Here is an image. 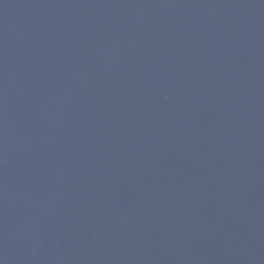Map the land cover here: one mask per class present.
<instances>
[{
	"label": "water",
	"instance_id": "95a60500",
	"mask_svg": "<svg viewBox=\"0 0 264 264\" xmlns=\"http://www.w3.org/2000/svg\"><path fill=\"white\" fill-rule=\"evenodd\" d=\"M0 264H264V0H0Z\"/></svg>",
	"mask_w": 264,
	"mask_h": 264
}]
</instances>
